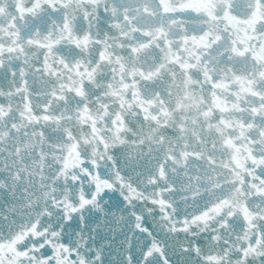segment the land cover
<instances>
[{"label": "snow or ice", "instance_id": "obj_1", "mask_svg": "<svg viewBox=\"0 0 264 264\" xmlns=\"http://www.w3.org/2000/svg\"><path fill=\"white\" fill-rule=\"evenodd\" d=\"M231 2L234 7L235 0ZM169 3L178 10L166 12L156 0L154 14L160 18L161 28L147 39L155 41L158 57L167 59L169 49L179 48L165 30L168 22L201 25L200 36L212 31L210 47L199 59L200 67L187 69L196 80L190 87L211 92L219 79L211 75L216 68L212 46L214 41L217 47L224 40L231 44L232 33L226 22L222 30L212 28L204 12L179 10L182 0ZM260 3L264 6V0ZM5 4L6 0H0V11ZM30 6L29 33L38 32L40 24H54L63 30L72 19L97 31L113 23L127 30L141 12L140 4L128 0H104L102 8L88 0H32ZM225 10L230 12L231 7L222 2L215 13L217 24ZM250 36L249 53L264 58V30L258 28ZM16 43L19 51L14 47L8 53L0 51V91L10 92L18 78L26 76V66H31V56L19 41ZM3 46L7 45L0 41ZM230 53L229 48L219 54L228 59ZM13 55L15 63L7 59ZM43 58L42 53L35 71H43ZM262 67L256 65L255 70ZM164 69L161 64L168 84L177 74L183 83L182 61L172 65L171 76ZM168 84L164 85L166 90ZM259 90L262 95L254 108L264 106V89ZM102 91L90 97L92 103L101 100ZM83 104V100L78 101V105ZM5 105L0 97V110ZM68 118L72 123L70 109ZM252 120L257 123L254 143L260 145L264 141V114L258 113ZM143 121L139 110L120 116L113 111L104 125L97 123L98 131L90 124L72 131L71 139L83 151L77 149L80 162L71 169L63 163L71 139L60 130L45 133L47 146L41 142L29 150L21 147L23 138L0 146V264H264V150L253 148L260 163L246 164L248 171L242 177L225 176L216 165H206L201 159L205 155L208 160L216 159L215 142L203 138V143L196 144L191 134L182 136L179 117L171 126L161 121L146 128ZM12 133L13 126L8 125L9 136ZM23 135L27 137V131ZM185 139L189 143L185 144ZM251 139V135L244 137L245 142ZM184 152L193 155L181 168L175 161ZM219 167H223V157ZM230 169L235 172L234 166ZM100 182L105 186L97 191ZM242 199L245 206L249 200L254 203L251 221L238 211Z\"/></svg>", "mask_w": 264, "mask_h": 264}, {"label": "water", "instance_id": "obj_2", "mask_svg": "<svg viewBox=\"0 0 264 264\" xmlns=\"http://www.w3.org/2000/svg\"><path fill=\"white\" fill-rule=\"evenodd\" d=\"M88 2L94 6L99 4L102 8L104 0ZM128 2L140 4L141 12L127 30L122 24L117 27L113 23L110 28L97 31L95 27H81L78 19H72L63 30L56 29L54 24L52 27L40 24L38 32L29 33L26 30L32 24L29 15L33 12L30 6L32 0H6L0 11V41L7 46L0 47V51L8 53L10 47L19 51L16 43L19 41L31 56V66H26V76L19 77L10 92L7 89L0 91V97L6 101L0 110V146H9L21 138L25 141L21 147L29 150L38 147L41 142L47 146L45 133L51 130L63 131L71 139L72 131H78L85 124L98 131L97 123L104 125L105 118L113 111L120 116L124 112L139 110L146 128L148 124L159 125L161 121L171 126L179 117L182 136L191 134L196 144L203 143V138L215 142L214 161L208 160L206 155L198 158L203 159L206 165H216L222 175L242 177L248 171L246 164L260 163L253 156V148L264 150V141L260 145L254 143L257 123L252 120L258 113L264 114V106L253 107L262 95L259 89H264V67L257 72L255 66L264 65V58L251 55L248 47L250 33L258 28L264 30V6L260 0H235L234 7L231 0H182L179 10L204 12L212 28L222 30L227 25L232 33L231 44L224 40L217 47L214 41L212 46L211 59L216 61V68L211 75L219 79L213 85V91L209 92L190 87L196 80L187 69L200 67L199 59L210 47L208 37L213 32L205 31L200 36L198 30L201 25L185 24L182 20L168 22L165 30L169 32L172 43L179 44V48L169 49L167 59L159 58L155 41L147 39L161 28L160 18L154 14L156 0ZM222 2L227 3L231 11L225 10L223 20L217 24L215 13L220 11ZM160 3L166 12L178 10L170 5L169 0H160ZM229 48L230 57L224 59L219 54L220 50ZM42 53L43 71L37 72L34 66ZM7 59L16 62L14 55ZM181 61L183 83L177 74L168 84L161 74V64L171 76L172 65ZM208 83H211V78ZM165 84H168L167 90ZM157 87L160 91H156ZM99 89H104L100 92L101 100L92 103L90 97ZM79 100L84 101L82 106L78 105ZM69 109L72 123H69ZM136 118L139 119V116ZM185 124L190 127L185 129ZM8 125L13 126L12 136L8 134ZM120 127H125L123 121ZM25 131L27 137L23 135ZM246 135H251L253 139L245 142ZM172 136H175V130ZM96 140L100 137L97 136ZM184 143L189 141L185 139ZM78 148L83 151L82 146L71 139L66 154H63L65 168L71 169L79 164ZM192 155L191 152H184L175 163L182 168ZM221 157L223 167H219ZM230 165L234 166L235 172L231 171ZM104 186L100 182L97 191ZM237 208L249 221L254 219L250 211L254 208L252 200L245 206L242 199Z\"/></svg>", "mask_w": 264, "mask_h": 264}]
</instances>
